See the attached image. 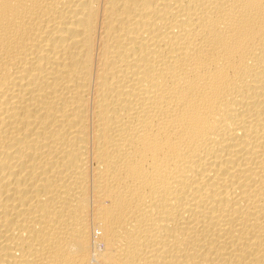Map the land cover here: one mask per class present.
Returning <instances> with one entry per match:
<instances>
[{
	"label": "bare ground",
	"instance_id": "1",
	"mask_svg": "<svg viewBox=\"0 0 264 264\" xmlns=\"http://www.w3.org/2000/svg\"><path fill=\"white\" fill-rule=\"evenodd\" d=\"M0 264H264V0H0Z\"/></svg>",
	"mask_w": 264,
	"mask_h": 264
},
{
	"label": "rangeland",
	"instance_id": "2",
	"mask_svg": "<svg viewBox=\"0 0 264 264\" xmlns=\"http://www.w3.org/2000/svg\"><path fill=\"white\" fill-rule=\"evenodd\" d=\"M96 233L98 234V231H96ZM80 252H78V254L76 253L73 257H75V258H73V260L74 261H80L81 260V258H82V255L81 254H79ZM81 257V258H80Z\"/></svg>",
	"mask_w": 264,
	"mask_h": 264
}]
</instances>
